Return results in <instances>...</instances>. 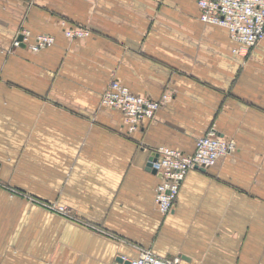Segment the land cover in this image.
Segmentation results:
<instances>
[{
  "label": "crops",
  "instance_id": "0c3cea01",
  "mask_svg": "<svg viewBox=\"0 0 264 264\" xmlns=\"http://www.w3.org/2000/svg\"><path fill=\"white\" fill-rule=\"evenodd\" d=\"M78 25L90 35H65ZM39 34L55 42L33 51ZM237 46L199 0H0V264H126L146 249L264 264V39ZM113 80L171 97L129 130L102 103ZM212 131L236 150L190 169L163 214L155 149L192 153Z\"/></svg>",
  "mask_w": 264,
  "mask_h": 264
},
{
  "label": "built area",
  "instance_id": "2783aa9c",
  "mask_svg": "<svg viewBox=\"0 0 264 264\" xmlns=\"http://www.w3.org/2000/svg\"><path fill=\"white\" fill-rule=\"evenodd\" d=\"M200 18L203 22L225 27L231 38L238 44L234 52L246 55L264 39V0H199ZM64 33L70 39L84 38L91 31L82 26H70ZM30 31L23 32V39L16 40L20 45L28 40ZM55 42L51 34H39L30 43L33 51H39ZM171 95L165 93L155 99L146 95L136 94L118 80H113L103 93L102 103L110 108L122 111L129 130H134L145 119L153 118ZM237 148L234 140L227 139L210 132L196 140L195 150L186 153L181 149L168 145L158 146L149 160L150 167L160 176L155 190V202L163 214L174 209L181 183L190 169L208 167L220 158L232 154ZM66 212V206H59ZM123 260L129 264H183L179 256L165 257L150 249L143 250L136 258Z\"/></svg>",
  "mask_w": 264,
  "mask_h": 264
},
{
  "label": "water",
  "instance_id": "95a60500",
  "mask_svg": "<svg viewBox=\"0 0 264 264\" xmlns=\"http://www.w3.org/2000/svg\"><path fill=\"white\" fill-rule=\"evenodd\" d=\"M19 39L20 40H22L23 39V35H20L19 36ZM153 157H151V159H152ZM149 165H150V163H149ZM198 168H200V167H198ZM122 258V257H121ZM120 260H123V259H120ZM126 262V264H129V261H125Z\"/></svg>",
  "mask_w": 264,
  "mask_h": 264
},
{
  "label": "rangeland",
  "instance_id": "374dc122",
  "mask_svg": "<svg viewBox=\"0 0 264 264\" xmlns=\"http://www.w3.org/2000/svg\"><path fill=\"white\" fill-rule=\"evenodd\" d=\"M68 211V210H67Z\"/></svg>",
  "mask_w": 264,
  "mask_h": 264
}]
</instances>
